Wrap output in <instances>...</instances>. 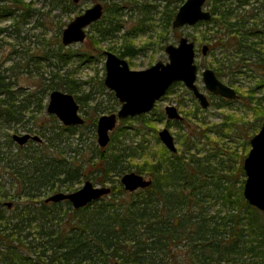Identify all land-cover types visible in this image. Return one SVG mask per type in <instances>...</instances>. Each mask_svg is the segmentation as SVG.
<instances>
[{"label":"trees","instance_id":"trees-1","mask_svg":"<svg viewBox=\"0 0 264 264\" xmlns=\"http://www.w3.org/2000/svg\"><path fill=\"white\" fill-rule=\"evenodd\" d=\"M55 1L64 11H72L75 3ZM94 1L101 2L104 11L102 18L89 26L87 49L55 54L60 61L65 63L72 56H79L82 61L92 62L94 55L103 56L105 42L112 43L106 46L107 51H116L118 56L131 60L137 53L131 38L151 28L152 15L159 13L158 25L162 29L169 27L184 2L165 0L160 9V4L153 0ZM205 5L211 17L197 25L204 26L200 42L208 46L207 66L232 86L239 76H250L247 71L256 73L258 81L252 89L263 90L264 0H206ZM29 7L27 0H0V23L7 18L24 21ZM125 11L134 12L139 21L130 32L122 34ZM4 29L0 26V36ZM158 36L162 38V32ZM10 69L0 68V127L11 123L23 125L25 112L40 111L31 107L40 109L42 94L54 89L72 94L80 108L91 105V114L84 111L92 117L91 127L100 115L115 112L120 105L113 92H107L105 103L94 100L91 94L79 95L81 82L77 83L72 73L62 67L50 72L48 77L41 74L42 84L37 83L35 93L27 94L28 97L38 94L40 103L33 105L31 100L20 97L19 92L24 88L13 89L16 81H11L10 74L5 73ZM176 83L179 82L172 84L166 94L171 93ZM98 85L101 91L105 89L102 78ZM234 88L240 97L244 95L237 86ZM252 89L245 98V107L254 114L251 120L226 114L210 130L218 139L231 134L243 137L244 152L247 138L258 130L259 119L264 117V95L254 97ZM215 98L209 105L225 107L234 102L220 96ZM194 110L181 109L183 119H166V126H189V116ZM151 112V116L140 114L122 119L111 132L108 145L105 148L95 145L90 156L79 158L78 163L68 154L58 157L45 153L48 148L60 152L56 149L60 144L48 143L52 133L60 140L67 139L68 136L61 137L65 132L77 134L79 141L82 136L79 130L82 125L64 126L52 114L47 116L57 124L49 127L43 124L39 129L44 145L32 151L33 155L19 150L23 151L25 167L22 160L18 162L20 166H11L0 156V164L2 161L7 164L0 165V176L1 171L9 176V187L17 184L12 196L16 200L11 207L0 202V264H176L178 259L183 264H264V212L251 206L243 196L244 153L233 151V158L227 163L213 161V152L208 157L200 156L203 149L192 137L197 140L208 137L211 143L212 140L205 132L197 135L192 130L176 134L174 138L179 144L176 152H169L163 145L158 150H149L152 148L144 143L148 141L144 130L153 132V139L159 143L155 124L163 119L157 108ZM133 121L139 126H133ZM79 149L74 147L67 152L79 155ZM29 170L33 174L26 177ZM129 171L147 176L150 185L132 192L124 190L119 177ZM83 178L99 184L111 183L109 197L105 195L78 209L67 200L45 202L42 198L48 191H72ZM1 187L4 186L0 184L2 190ZM4 193L0 196L4 197ZM179 246L183 252L181 258L176 252Z\"/></svg>","mask_w":264,"mask_h":264},{"label":"rangeland","instance_id":"rangeland-1","mask_svg":"<svg viewBox=\"0 0 264 264\" xmlns=\"http://www.w3.org/2000/svg\"><path fill=\"white\" fill-rule=\"evenodd\" d=\"M27 1L30 2V7L28 10V16L25 17L24 21L16 22V19L7 18L6 20L0 23V26L5 28L4 29L5 32L0 36V68L1 69L11 68L10 69L11 71L10 70L5 71V73L10 74L11 81L14 82L16 81V85H14L13 89L16 90L17 87L24 88L19 92L21 95L20 97L23 98L26 97V101L31 100L32 102H34L33 105L37 102L40 103L38 94L32 97H28L27 94L35 93L34 91L35 85L37 83L42 84V81L44 79L43 77L41 79V74L43 76L48 77L50 72H55L57 68L62 67L63 70H68L70 73H72V78L77 83L81 82L82 89L81 92H79V95L84 94L85 96V94H91V97H93L94 100H99L105 103L108 97L107 92H112V91L106 88L105 86H104L105 89L101 91V88L98 85L99 78H102L103 81L105 74V68H104L105 55L103 51H102L103 56L97 58L94 55V59L92 62H85L82 61V58L79 56H72L70 59H68L67 62L64 63L55 56V54L57 55L58 53H63V52L78 53L82 50L87 49L86 38L84 41L80 43L69 44L67 46L62 45L61 32L63 28L66 26V24L70 22L77 14L83 12L87 7L91 6L94 2L97 1L79 0L76 3H72L73 4L72 11H64L61 5L56 6L55 0H27ZM154 1L160 4L159 5L160 9H161V4L165 2V0H153L152 2ZM205 8L209 10L206 5ZM158 15L159 13H154L152 15V22H151L152 25L150 29L146 31L144 29L138 35H136L135 37L133 36L131 38L133 42V50H136L137 53L133 58H131V60L125 57V60L128 62L129 68L139 70V69L148 68L149 66L153 65L158 61L166 62L168 59H167V54L164 50L165 46L167 44L177 45L179 38L181 36H185L189 40L195 43L196 53L194 57V62L197 65V76L195 83L198 86V88L203 93L206 94L209 103L212 101H216L217 100V98H215L216 96H211V94L205 89L201 78V71L204 68L208 67L207 63L210 58L208 54L206 55L201 54V46L205 43L200 42V34L201 32H203L204 26L202 24L200 25L195 24L193 26L185 25L176 29H172L171 26L169 27L165 26V28L162 29V27L158 25L159 24ZM122 20L124 24V27L122 29V34L126 33L127 31L130 32L132 28L137 25V21H139L138 16L135 15L134 12H130V11L124 12V15L122 16ZM89 26L86 29V35L88 32H91L89 30ZM159 32H162V38L158 36ZM108 43L111 42L104 43V51L107 50L106 46L108 45ZM119 45H120V41L118 40L117 42H115V46L118 47ZM114 53L117 54L118 52L115 51ZM62 72L63 71L61 70L60 73ZM247 74H251V75L247 77H243L241 75L234 83V86H237V88L244 95L240 97L238 93L239 95L238 98L234 99L233 103L226 104L225 107H214L212 105H209L206 108H202L199 102L192 96L191 92L185 88L184 84H182L181 82L176 83L173 86L171 93L165 94L163 97H161L154 106L155 108H157V111L161 112V114L163 115V119L155 124L156 137H158L157 132L164 127L168 128V130L174 137H176L177 133L179 134L187 133L191 130L194 131V133H197V135L198 132H205V135L211 137L212 143L209 141L208 137L200 138L202 141L197 140L195 136L192 137L193 141L195 143H198L199 147L203 149L200 152L201 154L197 153L200 154V156L208 157L207 154L213 152L212 153L214 154L213 161L215 162L217 161L218 163L220 161L221 163L229 162L230 159L233 158L231 154L233 151H237L238 153H244V157H245L248 153V150L250 149L249 139L253 134L247 138L248 146L246 147V150L244 152L243 149H245V147L242 146V143L244 141L243 137H240L237 134H231L230 137L218 139L216 137L215 138L213 137L214 135L210 130L213 129L214 125L220 124L223 120V117L226 114H234L235 117L242 116L245 120H251V118H253L254 114L252 113V110L245 107V103L247 102L245 98L248 94H250L249 90L254 87V83L255 81H258V78H256L255 75L256 73H251L250 71H247ZM221 80L224 83L228 84L226 78H222ZM41 90L42 89H40L39 92H41ZM251 91H252L251 94H253L254 97L264 95V87L263 90L262 89L260 90L258 88V89H252ZM46 92L47 93L42 94L43 100L40 103L42 107L40 109H37L35 106L31 107V109L33 108L34 110H40V111H33V112L26 111L25 117L23 119L24 121L23 125L22 124L13 125V123H11L8 127L6 126L0 127V156L1 157L4 156L6 160L9 161L8 164L11 163V166L13 164H15L16 166L19 165L18 162L22 160L23 151L19 152V150L21 151V149H23L25 151L24 153L30 155L32 151H36V149L44 145L42 144L43 137L39 133V129L41 125L45 124L47 127H49L57 124L55 120L50 119L47 116V114H50L46 110L48 104V95L50 92L49 91ZM166 105L176 106L182 117L183 114L181 113V109L183 110L195 109L194 111H192L193 113L190 114L189 116L190 118V123H188L189 126L183 124L182 127H178L175 126V124H171L170 126L167 127L166 126L167 118L165 117L164 114V107ZM118 109L119 107L117 108V110ZM84 111H87L91 114V105L84 106L83 108L79 107L78 113L84 119V122L81 124L82 126L79 127L80 132H82L81 140L79 141L77 139V134L69 135L66 134V132L65 134L62 133L61 137L65 138V136H68L66 137L67 139L60 140L58 136L56 137V135L52 133L51 135H49L50 139L48 143L52 144L53 146L60 144L59 147H56V149L58 148L60 152L58 151L55 152L53 148H48L47 150H45V153L48 156L52 154H56V156L62 157L68 154L67 156H71L73 162L78 163L79 158H83V157L85 158L90 156V154L92 153V149H94L95 145L98 148H102L97 144L96 125L94 127H91V125H89L92 117H88V115H86ZM145 114L151 116L152 112L150 111L149 113H145ZM153 116L156 117L155 114H153ZM29 117H31V119L25 122V120H27ZM195 118H197L198 120H196ZM55 119L58 122H60L56 117ZM262 119L261 120L259 119L258 122L259 125L257 126L258 130L263 121ZM121 120L122 119H118L116 126H119V124H121ZM176 121H180V120H176ZM132 124L133 126H139L137 121H133ZM116 126L110 131L109 135H111V132L116 128ZM27 128H29L30 131H26ZM144 131L147 133L145 135V139L148 140L147 142L144 143L147 144L148 148H152L149 150H153V149L158 150L160 148L159 146H161L162 143L161 142L157 143L153 139V135H152L153 132H150L148 130H144ZM25 133H29L30 135H36L39 138H41V141L29 139L24 144L20 145L14 139H12L13 134L22 135ZM199 134L202 135L203 133H199ZM190 140H188V142H191ZM216 143L218 144L216 145ZM175 144L176 147H179L178 141L175 140ZM69 147L71 148V150L74 147L80 148L79 149L80 154L78 155L77 153L74 154L72 152H67L70 149ZM210 148L212 149L211 151L209 150ZM194 150L195 148L192 149V151ZM35 155L37 156L38 154ZM21 163L25 167L26 161L22 160ZM0 165L3 167L7 166V164L3 161L1 162ZM30 173L33 174L32 171L29 170L27 173H25V176L28 177ZM142 176L145 179H148L147 176L144 175ZM0 180L5 182V183L0 182V184L4 186L1 187L2 190L0 189L1 190L0 194L2 195L3 191L6 192L4 193L5 194L4 197L0 196V202L4 204H7L9 202L10 204H12V201L16 200V198H13L12 196L15 195L14 192L16 190L17 184H15V186L13 187L11 186L9 187V181H8L9 176L3 174L2 171H1ZM26 180H29V178H27ZM86 180H90L93 183V185L96 186L109 187L111 191V183L99 184L97 182H94V180L92 179H85V178H83L80 183L74 185L72 191L80 188ZM20 186L18 187L19 189ZM57 192L69 193L71 192V190L63 189L56 191H48L45 192L42 198L45 199L48 196ZM9 195H11V197H9ZM105 197H109V195ZM63 201L64 200L56 201V202H63ZM9 207H11V205ZM180 247L181 246H179L176 250V252L178 253L177 254L178 258H181L182 255L180 254L183 253ZM176 264H183V262L182 261L179 262L178 259Z\"/></svg>","mask_w":264,"mask_h":264},{"label":"water","instance_id":"water-1","mask_svg":"<svg viewBox=\"0 0 264 264\" xmlns=\"http://www.w3.org/2000/svg\"><path fill=\"white\" fill-rule=\"evenodd\" d=\"M75 3L79 0H73ZM206 0H184L177 9L172 22V29L188 25L193 26L200 21H207L211 17L205 8ZM103 4L94 2L83 12L77 14L66 24L61 32V44L80 43L86 38L88 26L102 18ZM167 61H158L145 69H130L127 61L111 51H104L105 74L103 84L114 93L120 103L116 112L102 114L97 118V144L104 148L110 141V131L116 126L118 119L149 113L156 101L163 97L168 88L175 82H181L202 108L209 106L206 95L196 85L197 65L194 62V42L181 36L178 44H167L164 48ZM208 46H201V54L206 55ZM201 78L205 89L216 96L226 99H236L235 89L219 79L215 72L206 67L201 71ZM47 112L53 114L64 126L81 125L84 119L78 113L79 104L72 94L58 89L50 91L48 95ZM165 117L169 120H182L183 117L174 105L164 107ZM162 145L170 152H176L174 136L164 127L157 132ZM18 144L22 145L29 139L41 141L36 135L25 133L13 134ZM250 149L243 158L242 167L245 172L243 196L245 200L258 210L264 212V119L259 130L249 139ZM126 191L132 192L138 188L150 185V179H145L134 171L126 172L119 178ZM110 193L109 187L96 186L90 180L69 193L57 192L47 198L45 202L67 200L73 208H81ZM8 207L11 205L7 203Z\"/></svg>","mask_w":264,"mask_h":264},{"label":"flooded vegetation","instance_id":"flooded-vegetation-1","mask_svg":"<svg viewBox=\"0 0 264 264\" xmlns=\"http://www.w3.org/2000/svg\"><path fill=\"white\" fill-rule=\"evenodd\" d=\"M103 9H104V7H103ZM201 22V21H200ZM197 24V23H196ZM194 49H195V43H194ZM107 51V50H106ZM196 53V52H195ZM105 55V54H104ZM120 57V56H119ZM121 58H123V59H125L124 57H121ZM128 63V62H127ZM105 68V67H104ZM174 84V83H173ZM234 88V87H233ZM235 89V88H234ZM167 92V91H166ZM237 93V92H236ZM166 94V93H165ZM205 94V93H204ZM211 94V93H210ZM238 94V93H237ZM206 95V94H205ZM211 96H216V95H213V94H211ZM239 96V95H238ZM207 97V96H206ZM223 98V97H222ZM208 99V98H207ZM159 101V100H158ZM157 102V101H156ZM156 104V103H155ZM210 104V103H209ZM53 115V114H52ZM170 152V151H169Z\"/></svg>","mask_w":264,"mask_h":264},{"label":"bare ground","instance_id":"bare-ground-1","mask_svg":"<svg viewBox=\"0 0 264 264\" xmlns=\"http://www.w3.org/2000/svg\"><path fill=\"white\" fill-rule=\"evenodd\" d=\"M104 85V84H103ZM169 89V88H168ZM114 94V93H113ZM74 97V96H73ZM117 99V98H116ZM77 102V101H76ZM80 107V106H79Z\"/></svg>","mask_w":264,"mask_h":264}]
</instances>
